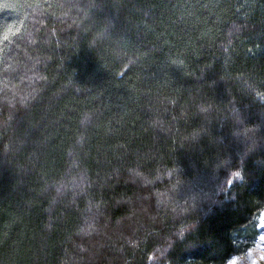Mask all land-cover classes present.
I'll use <instances>...</instances> for the list:
<instances>
[{"label":"trees","instance_id":"1","mask_svg":"<svg viewBox=\"0 0 264 264\" xmlns=\"http://www.w3.org/2000/svg\"><path fill=\"white\" fill-rule=\"evenodd\" d=\"M263 213L264 0H0V264H229Z\"/></svg>","mask_w":264,"mask_h":264},{"label":"rangeland","instance_id":"2","mask_svg":"<svg viewBox=\"0 0 264 264\" xmlns=\"http://www.w3.org/2000/svg\"><path fill=\"white\" fill-rule=\"evenodd\" d=\"M260 226L262 232L258 236L254 245L241 257L232 259L229 264H264V213L260 216ZM251 255V261H248V256Z\"/></svg>","mask_w":264,"mask_h":264},{"label":"snow or ice","instance_id":"3","mask_svg":"<svg viewBox=\"0 0 264 264\" xmlns=\"http://www.w3.org/2000/svg\"><path fill=\"white\" fill-rule=\"evenodd\" d=\"M8 31L11 32L12 31V26H8ZM5 39H7V37L5 36Z\"/></svg>","mask_w":264,"mask_h":264},{"label":"clouds","instance_id":"4","mask_svg":"<svg viewBox=\"0 0 264 264\" xmlns=\"http://www.w3.org/2000/svg\"><path fill=\"white\" fill-rule=\"evenodd\" d=\"M252 257L251 255L248 256V261H251ZM245 264H247V261L245 262Z\"/></svg>","mask_w":264,"mask_h":264}]
</instances>
